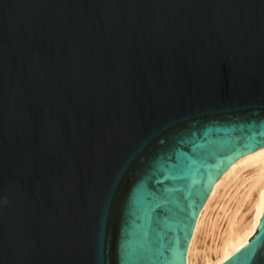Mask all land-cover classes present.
I'll return each mask as SVG.
<instances>
[{
	"label": "water",
	"instance_id": "obj_1",
	"mask_svg": "<svg viewBox=\"0 0 264 264\" xmlns=\"http://www.w3.org/2000/svg\"><path fill=\"white\" fill-rule=\"evenodd\" d=\"M263 148L264 0H0V264H187Z\"/></svg>",
	"mask_w": 264,
	"mask_h": 264
},
{
	"label": "bare ground",
	"instance_id": "obj_2",
	"mask_svg": "<svg viewBox=\"0 0 264 264\" xmlns=\"http://www.w3.org/2000/svg\"><path fill=\"white\" fill-rule=\"evenodd\" d=\"M264 214V148L239 157L212 187L187 249V264H219L255 234Z\"/></svg>",
	"mask_w": 264,
	"mask_h": 264
}]
</instances>
